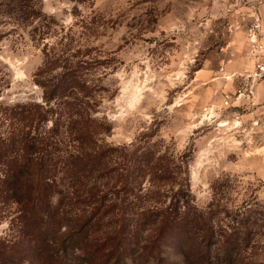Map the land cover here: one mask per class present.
Listing matches in <instances>:
<instances>
[{
  "label": "rangeland",
  "instance_id": "obj_1",
  "mask_svg": "<svg viewBox=\"0 0 264 264\" xmlns=\"http://www.w3.org/2000/svg\"><path fill=\"white\" fill-rule=\"evenodd\" d=\"M252 22L237 0H0V154L54 165L27 219L0 160V264H57L79 228L136 256L186 186L231 264H264V124L236 98Z\"/></svg>",
  "mask_w": 264,
  "mask_h": 264
},
{
  "label": "trees",
  "instance_id": "obj_2",
  "mask_svg": "<svg viewBox=\"0 0 264 264\" xmlns=\"http://www.w3.org/2000/svg\"><path fill=\"white\" fill-rule=\"evenodd\" d=\"M36 115L39 116L37 113H31V117ZM17 117L28 120L30 116L23 111L17 113ZM81 159L76 156L69 167L77 168L79 165L78 168L83 170L86 168V161L82 163ZM0 160L5 165L2 185L19 197L16 202L23 207L20 209L21 213L27 219L42 215L48 202L45 179L54 166L51 158L43 154L40 160L36 161L28 158L14 161L13 158L4 160L3 154H0ZM189 202L187 186L181 187L170 197L169 203L161 206L155 214L143 213L148 215L145 217L149 218L146 223L151 224L154 237L144 251L136 256L132 251H126L128 246L125 243L121 246L120 241L111 243L105 250H101L97 245L88 248L86 231L79 228L69 232L59 243L56 251L57 264H135L136 260H141L143 264H231L238 252L237 247L229 243L232 236H224V241L219 245L220 242L213 239L215 235L212 227L207 224L203 214ZM165 243L173 244L178 251L176 261L172 259V253L165 252ZM68 250L74 252L73 259H69Z\"/></svg>",
  "mask_w": 264,
  "mask_h": 264
},
{
  "label": "built area",
  "instance_id": "obj_3",
  "mask_svg": "<svg viewBox=\"0 0 264 264\" xmlns=\"http://www.w3.org/2000/svg\"><path fill=\"white\" fill-rule=\"evenodd\" d=\"M247 43L253 64L252 68L243 75L246 87H241L236 91V98L238 99L240 97H251L254 86L264 80V35H262V25L256 17L253 18V22L248 29Z\"/></svg>",
  "mask_w": 264,
  "mask_h": 264
},
{
  "label": "crops",
  "instance_id": "obj_4",
  "mask_svg": "<svg viewBox=\"0 0 264 264\" xmlns=\"http://www.w3.org/2000/svg\"><path fill=\"white\" fill-rule=\"evenodd\" d=\"M241 2L245 8V12L251 18H258L262 25V35H264V0H237ZM250 99L251 113L260 112L261 116L254 118L253 122L264 124V80L254 86Z\"/></svg>",
  "mask_w": 264,
  "mask_h": 264
}]
</instances>
